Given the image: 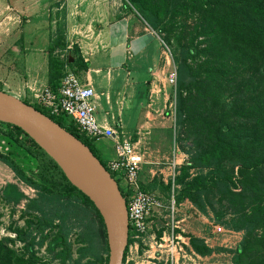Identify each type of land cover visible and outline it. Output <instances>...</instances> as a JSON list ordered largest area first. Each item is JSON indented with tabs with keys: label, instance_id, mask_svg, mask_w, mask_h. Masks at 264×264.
Segmentation results:
<instances>
[{
	"label": "trees",
	"instance_id": "trees-1",
	"mask_svg": "<svg viewBox=\"0 0 264 264\" xmlns=\"http://www.w3.org/2000/svg\"><path fill=\"white\" fill-rule=\"evenodd\" d=\"M123 10L158 35L176 72L177 143L187 160L173 182L163 185V191L173 192L175 204L188 201L199 213H211L216 224L243 234L232 251V264H264V0H124ZM58 34L47 51L49 85L53 87L66 74V67L76 76L88 68L78 47L68 49L64 34ZM31 106L82 142L106 168L93 146L95 141L68 118L53 116L36 104ZM0 137L11 145L9 151H0V162L34 189L45 204L78 203L92 212L103 255L93 253L98 237L91 223L76 236V251L79 260L89 258L88 264H107L106 232L93 203L21 129L0 122ZM140 187L154 192L141 182ZM120 192L128 204L132 193L126 188ZM23 200L17 188L9 187L2 201L18 206ZM37 202L30 201L29 209ZM27 215L31 220L24 228L15 229L17 241L24 247L14 249L15 240L0 239V264H49L36 250L47 241V252L55 254L61 264L70 260L73 245L68 241V218H57L62 223L55 225L57 219ZM33 233L41 236L39 243ZM133 236L129 227L124 264L135 241ZM188 238V250L201 257L214 253L203 239Z\"/></svg>",
	"mask_w": 264,
	"mask_h": 264
},
{
	"label": "rangeland",
	"instance_id": "rangeland-1",
	"mask_svg": "<svg viewBox=\"0 0 264 264\" xmlns=\"http://www.w3.org/2000/svg\"><path fill=\"white\" fill-rule=\"evenodd\" d=\"M66 0H0V56H7L4 50L13 49V44L15 45V50L20 48L17 41H20L21 35L33 39V36L41 37L43 42H39V46L46 52L49 50L52 44V37L56 36L55 33L63 34L62 31L54 30L55 18L52 15L55 8L60 9ZM124 1V0H123ZM61 5V7H60ZM64 10H61L63 12ZM125 13L130 14L126 10ZM133 15V14H131ZM134 16V15H133ZM135 17V16H134ZM140 23L145 25L137 17H135ZM30 22V23H29ZM36 25L39 27L38 33L36 32H22L26 25ZM63 26V20H59L57 25ZM150 30V29H149ZM152 31V30H150ZM155 36L157 34L153 32ZM58 37V36H57ZM52 39V41H51ZM160 40V41H159ZM158 40V55L155 58V68L161 72L166 66V71H164V76L168 91L167 100L165 102V108L162 106V112L156 110L152 111V117L154 120L162 119L170 125V138L169 144H157V145H143L141 147L146 153L145 164L142 166L140 172L141 186L146 187L149 191H154V193L162 203V207L156 210L153 215L149 218L150 226L146 235H143L140 239L135 240L130 249L128 250L126 256L125 264H159L161 262H173V264H191L190 253L188 250L189 236L201 235L206 240H208V246L214 249V253L209 257H203V261L195 260V264H232V251L238 246L242 241L243 234L238 232L226 233L227 230L221 225H218L213 220V215L210 213L209 216L199 213L195 208H191L186 202L177 205L175 204L172 209V196L173 192L170 190L169 194L163 191V185H168V182L172 181L171 174L173 170V159L177 155L178 151L187 155L183 151L182 146L177 143L179 136V130H177L175 125V98H176V87L169 82V76L174 70V65L170 55H167L166 49L163 48L161 39ZM11 48H10V47ZM153 46H156L154 43ZM169 46V45H166ZM170 47V46H169ZM172 50L173 48L170 47ZM66 55V54H65ZM19 62V61H18ZM10 64L11 70H8L6 66L2 65V60H0V91L7 94L13 95L20 100H24L31 105H35L33 99L30 97L20 96L17 93V88L13 83H7L5 86L4 80L7 79V74L12 80H15V76L21 74L20 69L22 64L20 63ZM169 65H168V63ZM153 66L147 65L146 70L152 72ZM66 71L70 70L65 68ZM83 76V73L80 74ZM97 92L100 90L97 87ZM102 108V103L100 104ZM146 109V108H145ZM101 109L94 111L93 115L98 119V114H101ZM178 133V134H177ZM166 139V138H165ZM10 142L5 144V141L1 140L0 137V151L7 152L11 149ZM9 144V146H8ZM93 146L99 150V148L108 153L109 156H115V143L111 139H103L95 141ZM167 148V149H166ZM146 149V150H145ZM168 150V151H167ZM98 157L106 166L108 171V162L105 160L100 153ZM178 167V166H177ZM152 172L155 174L153 175ZM160 171H164L161 174ZM177 173V168H176ZM113 178H115L113 176ZM116 182L121 190L124 191L125 185L122 181ZM157 183L156 186H153ZM14 187L17 188L23 195L24 200L20 205H7L4 203L3 196L7 188ZM152 188V189H151ZM38 201L34 204V209H29L30 201ZM45 201L41 199L39 194L28 187L27 185L20 182L15 174L3 163L0 162V239L8 238L15 240L16 243L13 244L14 249L21 250L24 247V243L17 241V235L15 232L16 228H24L25 222L31 220L30 216L27 214H34L45 219H57L62 216H66L68 219L67 224L70 227V233L68 236V241L73 245L72 247V257L65 264H88V257L79 260L80 256L78 254L75 238L79 233H82L84 226L91 223V227L98 238L95 239L93 244V253L103 255L102 241L100 239V234L97 232L96 219L91 211L83 208L78 203H52L45 204ZM47 203V202H46ZM65 206V209H64ZM68 207V210L66 209ZM174 210V214H172ZM26 213V215H24ZM46 215V217L43 216ZM173 218V219H172ZM55 225L62 223L60 219L54 220ZM175 226V227H173ZM221 227V232L217 231V227ZM201 228V229H200ZM162 232V236L159 238L158 233ZM36 243H39L41 236L39 234L33 233ZM201 239V238H200ZM48 242V241H47ZM44 247L36 248L38 256L43 259H48L49 264H61V261L55 258V254H49L47 251V244ZM184 252L187 256L186 258L179 259L178 251Z\"/></svg>",
	"mask_w": 264,
	"mask_h": 264
},
{
	"label": "crops",
	"instance_id": "crops-1",
	"mask_svg": "<svg viewBox=\"0 0 264 264\" xmlns=\"http://www.w3.org/2000/svg\"><path fill=\"white\" fill-rule=\"evenodd\" d=\"M52 15L54 30L63 32L68 49L78 47L88 65L87 71L78 78L83 83H90L95 90L93 105L96 110L98 107L102 110L98 114V123L116 127L132 141H140L143 145L169 144L170 125L152 117V111L162 112L161 107L165 108L168 91L167 80L163 78L167 65L161 73L155 68L158 35L155 36L153 30L133 15L125 13L123 0H66ZM59 20H63V26L57 25ZM38 29L36 25L28 24L22 32L38 33ZM57 34L54 35L57 37ZM20 38L17 41L19 49L15 50L13 44V49L4 50L7 56H0L2 65H9L6 66L8 70L12 69L10 64L18 61L22 64L21 74L16 75L15 80L7 74L4 84L13 83L20 96L32 99L29 88L40 89L50 84L48 55L39 46V42H43L40 35L33 39L25 35ZM147 65L153 66L150 67L152 72L146 70ZM97 152L107 162L116 159V155L109 156L100 148ZM184 159L185 155L178 151L173 159L179 164L177 171ZM160 172L164 174V171ZM195 237L205 239L201 235Z\"/></svg>",
	"mask_w": 264,
	"mask_h": 264
},
{
	"label": "water",
	"instance_id": "water-1",
	"mask_svg": "<svg viewBox=\"0 0 264 264\" xmlns=\"http://www.w3.org/2000/svg\"><path fill=\"white\" fill-rule=\"evenodd\" d=\"M0 122L26 133L98 211L106 232L107 264H124L128 247L127 204L118 183L88 147L19 98L0 91Z\"/></svg>",
	"mask_w": 264,
	"mask_h": 264
},
{
	"label": "built area",
	"instance_id": "built-area-1",
	"mask_svg": "<svg viewBox=\"0 0 264 264\" xmlns=\"http://www.w3.org/2000/svg\"><path fill=\"white\" fill-rule=\"evenodd\" d=\"M162 44L164 45L163 42ZM166 53L170 55L168 50ZM169 82L176 85L175 70L169 76ZM29 90L34 104L47 110L53 116L68 118L88 139L92 141L111 139L115 143L116 159L108 162V172L118 181H122L125 188L132 193V197L127 204V211L129 227L134 232L133 239L138 240L146 235L150 226L149 218L162 207V203L154 193L141 190L140 172L142 166L146 163V153L141 147V142L132 141L131 137H126L116 127H107L98 123L93 115L95 111L93 105L94 88L90 83H83L72 72L67 71L56 87L47 85L40 89L29 88ZM186 160L187 158L184 159V161ZM172 166L171 178L173 182L179 164L176 160H173ZM172 204L173 209L175 205L173 196ZM172 214H174V210H172ZM216 229L218 232L222 230L219 226ZM226 233L233 232L227 230ZM178 256L179 259L187 257L182 249L178 251ZM190 259L191 264H195L193 263L194 259L203 261V257L192 251ZM166 263L173 264L172 261Z\"/></svg>",
	"mask_w": 264,
	"mask_h": 264
}]
</instances>
